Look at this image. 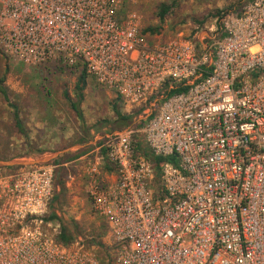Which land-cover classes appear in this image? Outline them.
Instances as JSON below:
<instances>
[{"label": "built area", "instance_id": "built-area-1", "mask_svg": "<svg viewBox=\"0 0 264 264\" xmlns=\"http://www.w3.org/2000/svg\"><path fill=\"white\" fill-rule=\"evenodd\" d=\"M122 6L0 0L6 57L82 65L126 107L144 108L78 159L115 263L264 264V0L248 2L204 47L183 37L152 44L138 14L121 15ZM175 88L186 91L167 95ZM138 141L178 165L157 170ZM56 168L0 176V264H99L47 229Z\"/></svg>", "mask_w": 264, "mask_h": 264}, {"label": "rangeland", "instance_id": "rangeland-1", "mask_svg": "<svg viewBox=\"0 0 264 264\" xmlns=\"http://www.w3.org/2000/svg\"><path fill=\"white\" fill-rule=\"evenodd\" d=\"M122 1L124 11L121 15L127 11L136 12L142 34L150 43L183 37L200 45L212 34L219 36L224 23L239 15L251 0ZM162 5H173V13L161 22L158 12ZM149 30H155V33ZM64 65L61 61H52L28 66L9 59L0 51V72L6 77L9 96L8 103L0 96V162L21 161L29 164L28 167H43L52 166L59 157L90 156L97 148L99 137L121 130L116 124L113 107L117 105L122 113H130L132 108L126 107L114 92L99 86L90 76L86 78L84 99L80 103L84 122L78 119L64 93L67 91L74 101L78 100L75 85L79 74ZM9 103L17 105L26 128L25 135L14 128L13 109ZM162 103H158L157 110ZM40 152L43 154H38ZM22 156L30 157L19 158ZM78 161L65 168L67 170L58 171L55 177L65 188H56L47 216L55 215L56 218L48 223L51 227L48 225L47 229L57 236L61 228H66L74 237L71 247L83 246L97 255L99 264H111L101 245L102 241H107L104 238L106 226L92 213L83 193L84 170L80 169ZM10 172L7 167H0V176ZM69 176L75 177L74 182L68 180Z\"/></svg>", "mask_w": 264, "mask_h": 264}, {"label": "trees", "instance_id": "trees-1", "mask_svg": "<svg viewBox=\"0 0 264 264\" xmlns=\"http://www.w3.org/2000/svg\"><path fill=\"white\" fill-rule=\"evenodd\" d=\"M172 13H173V5H162L159 12H158V18L162 22L165 20V18L168 15H171ZM149 32L155 33V30H149ZM64 67L68 68L67 65H64ZM69 68L73 69V67H69ZM74 69H75L74 72L79 74V78H78L77 83L75 85V93L77 94L78 100L74 101L67 91L64 93V98L67 100L72 111L75 112L78 119L81 122H84V116H83L82 111L80 109V103H82V101L84 99V91L86 88V78L88 75L86 72V68L83 66L82 67L77 66ZM5 84H6V77L4 75H2L0 72V96L3 97V99L8 103L9 102L8 89H7ZM185 91H186L185 88H175L173 90L168 91L167 95L171 96V95L183 93ZM117 99L119 101H121L120 98H117ZM121 103H122V101H121ZM9 105L13 109L12 118H13V122H14V128L17 129L19 134L25 135L26 134V128H25L23 120L20 117V113H19V109H18L17 105H14L11 103H9ZM113 109H114V113H115L116 118H117L116 124L121 129L133 125L135 119L139 115H141L142 112L144 111V108H132V112L122 113L117 105H114ZM140 126H142V125H140ZM137 150H139V151L143 150L145 152V155L148 157V159L153 164H155L157 170L160 169V165L162 163H172V164L176 165V162H177L176 156H172V157H168V158L154 156V155L146 152L144 150V148H142L140 141H138ZM38 154H43V152H40ZM26 157L29 158L30 156H22L19 158H26ZM14 158H18V157H14ZM79 158H80V155L74 156V157H68L67 156V157H65V159H63L62 157L57 158L53 163L54 167H57L55 170L56 178H57L58 171L67 170L65 168H70L71 164ZM65 160H69L70 162H67V161L65 162ZM65 165H68V166L65 167ZM36 167H39V166H31V167L18 166V167H12V168H8V169H9V171H11L10 173H14V172L19 171V170H23V169H27V168H36ZM107 170H110L109 166L107 167ZM72 171L74 172L75 169L72 168ZM5 175H7V174H5ZM157 177H158V175H157ZM57 186H60L63 189L65 188L64 184L58 183V181L56 182V187ZM55 218H56L55 215H52L51 217L45 218L44 222H45V224H48V223L52 222ZM105 226H106V224H105ZM105 237H106L107 241H105L104 243L102 241L101 245L104 249H106V251L110 257V260H111L110 263L116 264L114 261V258L112 256V246H111L112 243H111V239H110V235H109V229L107 226H106V233H105L104 238ZM107 237H108V239H107ZM56 241L61 246L69 248L72 246V243L74 241V237L72 236V234H70V232L66 228L63 227V228H61L60 234H58L56 236Z\"/></svg>", "mask_w": 264, "mask_h": 264}, {"label": "water", "instance_id": "water-1", "mask_svg": "<svg viewBox=\"0 0 264 264\" xmlns=\"http://www.w3.org/2000/svg\"><path fill=\"white\" fill-rule=\"evenodd\" d=\"M28 165L29 164L23 163L21 161L0 162V167H7V168L18 167V166L28 167Z\"/></svg>", "mask_w": 264, "mask_h": 264}, {"label": "crops", "instance_id": "crops-1", "mask_svg": "<svg viewBox=\"0 0 264 264\" xmlns=\"http://www.w3.org/2000/svg\"><path fill=\"white\" fill-rule=\"evenodd\" d=\"M214 32H216V31H214ZM215 35H218V34L216 33ZM219 35H220V34H219ZM212 37H213V35H212L211 37H208L206 43L202 42L199 46L204 47L205 45L209 44V43H210V39H211ZM159 43H160V42H159ZM83 193H84V192H83Z\"/></svg>", "mask_w": 264, "mask_h": 264}]
</instances>
